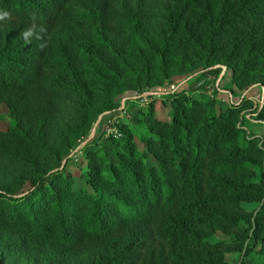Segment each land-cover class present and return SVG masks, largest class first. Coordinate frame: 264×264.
<instances>
[{
  "label": "trees",
  "instance_id": "obj_1",
  "mask_svg": "<svg viewBox=\"0 0 264 264\" xmlns=\"http://www.w3.org/2000/svg\"><path fill=\"white\" fill-rule=\"evenodd\" d=\"M218 66L227 89L264 88V0H0V104L15 119L0 132V264H228L235 253L264 264V142L243 135L249 98L216 112L210 96L177 91L171 121L151 98L138 142L124 122L113 151L96 146L124 95ZM98 121L80 176L90 190L75 188L69 155ZM46 248L57 255L45 260Z\"/></svg>",
  "mask_w": 264,
  "mask_h": 264
},
{
  "label": "rangeland",
  "instance_id": "obj_2",
  "mask_svg": "<svg viewBox=\"0 0 264 264\" xmlns=\"http://www.w3.org/2000/svg\"><path fill=\"white\" fill-rule=\"evenodd\" d=\"M215 70H220L221 72L218 75H215L211 72ZM226 67L225 66H218L213 70L204 71L199 74L193 75L188 77L184 81H178L176 83L173 82L172 84H165L163 87L166 91L160 92L164 93L161 99H158L155 106V116L159 120L164 121H171V113L169 104L171 101V96L176 93L177 91L186 90L188 97H197L200 94H206L210 96L211 99L217 102V106L215 108L216 112H219L221 109L224 110L229 108L233 103H238L243 99L249 98L251 102L254 104V109L249 110L245 113L244 121L242 122L241 126L244 128L243 135L250 137V136H257L264 142V120H259L258 114L264 108V88L260 85H256L247 91H238L233 89L225 88L227 81L224 80V75L226 74ZM205 76V77H204ZM228 76V74H227ZM204 77V78H202ZM201 82H204V86H199ZM150 92H152L150 90ZM130 95H124L122 98L121 103L124 99ZM134 97V96H131ZM263 100V104H262ZM220 104V105H219ZM149 108L148 104L145 106H141L139 100L134 101V106L131 105L129 108V115L130 118L126 121L128 125L135 131V142H138V136L141 131L145 130V127L141 123V115L142 110H147ZM15 126V119L11 114L9 107L6 104H0V132L8 133L9 130L13 129ZM99 127V121L95 124L94 129L89 138L85 141L79 143L78 147L71 151L69 155V159L73 158L74 162L69 163L66 167V173L73 177L74 179V187L75 188H87L90 190L86 183L82 179H80L81 173L85 168L86 161L84 158V150L87 147L88 143L96 137V133ZM96 146L99 148H103L108 151H113V146L109 140H105L102 137L97 140ZM66 162L63 163L65 166ZM63 166L61 169H63ZM31 184L26 182L23 187L18 191L17 196L21 195L23 192H27L30 188ZM9 192H15V190L10 189ZM248 211H253L256 209V205H245ZM229 237H225L222 235H217L215 240H222V241H229ZM57 255V251L55 249L46 248L42 251L41 256L45 260H49L53 258V256ZM242 258V254L235 253L226 256V261L228 264H240ZM68 264H75V263H68Z\"/></svg>",
  "mask_w": 264,
  "mask_h": 264
},
{
  "label": "built area",
  "instance_id": "obj_3",
  "mask_svg": "<svg viewBox=\"0 0 264 264\" xmlns=\"http://www.w3.org/2000/svg\"><path fill=\"white\" fill-rule=\"evenodd\" d=\"M204 85V82L200 83V87ZM164 93L160 92H147L140 96L135 95L134 97H129L126 101L121 103V107L114 113L108 114L102 125V138L105 140H119L123 138V133L121 131L124 122L128 121L130 118L128 110L126 109V104L131 103L135 100H139L141 106H145L149 103L151 98L161 99ZM263 104V100H262Z\"/></svg>",
  "mask_w": 264,
  "mask_h": 264
},
{
  "label": "crops",
  "instance_id": "obj_4",
  "mask_svg": "<svg viewBox=\"0 0 264 264\" xmlns=\"http://www.w3.org/2000/svg\"><path fill=\"white\" fill-rule=\"evenodd\" d=\"M134 96H135V95H134ZM129 97H131V96H127V97L124 99V101H126V99L129 98ZM124 101H123V102H124Z\"/></svg>",
  "mask_w": 264,
  "mask_h": 264
}]
</instances>
